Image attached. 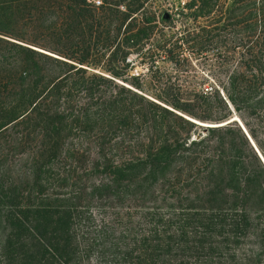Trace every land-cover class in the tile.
Returning a JSON list of instances; mask_svg holds the SVG:
<instances>
[{
    "label": "trees",
    "instance_id": "obj_1",
    "mask_svg": "<svg viewBox=\"0 0 264 264\" xmlns=\"http://www.w3.org/2000/svg\"><path fill=\"white\" fill-rule=\"evenodd\" d=\"M0 264H264V0H0Z\"/></svg>",
    "mask_w": 264,
    "mask_h": 264
},
{
    "label": "rangeland",
    "instance_id": "obj_2",
    "mask_svg": "<svg viewBox=\"0 0 264 264\" xmlns=\"http://www.w3.org/2000/svg\"><path fill=\"white\" fill-rule=\"evenodd\" d=\"M133 57H135V55H132V58ZM210 63L212 64L213 62L203 58L190 60V65H187L183 68L184 70H181L180 78L185 83L189 82L191 85L197 86L198 88L209 87L210 84L212 85L214 83L213 77L216 78V73L213 71V66ZM168 68H170V66H168ZM141 69L140 65H136L132 73L141 71Z\"/></svg>",
    "mask_w": 264,
    "mask_h": 264
},
{
    "label": "built area",
    "instance_id": "obj_3",
    "mask_svg": "<svg viewBox=\"0 0 264 264\" xmlns=\"http://www.w3.org/2000/svg\"><path fill=\"white\" fill-rule=\"evenodd\" d=\"M90 3H92L93 5H102L103 4V0H88Z\"/></svg>",
    "mask_w": 264,
    "mask_h": 264
},
{
    "label": "bare ground",
    "instance_id": "obj_4",
    "mask_svg": "<svg viewBox=\"0 0 264 264\" xmlns=\"http://www.w3.org/2000/svg\"><path fill=\"white\" fill-rule=\"evenodd\" d=\"M233 119H238V117H235V118H233ZM202 124L208 125V124H210V123H202ZM210 125H215V124H210ZM216 125H217V124H216Z\"/></svg>",
    "mask_w": 264,
    "mask_h": 264
},
{
    "label": "water",
    "instance_id": "obj_5",
    "mask_svg": "<svg viewBox=\"0 0 264 264\" xmlns=\"http://www.w3.org/2000/svg\"><path fill=\"white\" fill-rule=\"evenodd\" d=\"M199 124L204 125V126H208V125H210V124H212V123H210V124H208V125H205V124H202V123H199ZM241 124H242V123H241ZM210 126H214V125H210Z\"/></svg>",
    "mask_w": 264,
    "mask_h": 264
}]
</instances>
